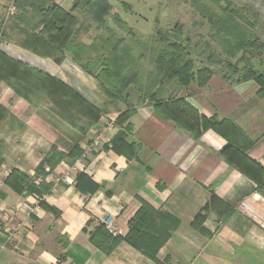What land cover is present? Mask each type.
<instances>
[{
  "label": "crops",
  "instance_id": "crops-1",
  "mask_svg": "<svg viewBox=\"0 0 264 264\" xmlns=\"http://www.w3.org/2000/svg\"><path fill=\"white\" fill-rule=\"evenodd\" d=\"M9 1L0 0V10ZM4 47L88 101L105 105L96 79L69 55L56 63L13 44ZM174 90L198 115L232 119L254 140L246 154L264 167V98L253 79L228 82L213 73L205 86L190 83ZM133 96L129 92L134 111L125 139L137 148L136 157L127 158L109 147L123 103L107 106L81 134L45 103L32 104L0 83V264H161L166 259V264H264V196L251 176L224 160L227 140L212 129H199L196 139L159 117L150 104L136 105ZM52 146L64 153L78 146L82 153L51 170L45 165L47 174L35 175ZM13 168L48 190L41 195L15 191L5 182ZM81 172L96 190L87 180L76 187ZM141 199L179 220L157 253L160 262L124 240L109 253L90 242L88 232L105 216L124 234Z\"/></svg>",
  "mask_w": 264,
  "mask_h": 264
},
{
  "label": "trees",
  "instance_id": "trees-1",
  "mask_svg": "<svg viewBox=\"0 0 264 264\" xmlns=\"http://www.w3.org/2000/svg\"><path fill=\"white\" fill-rule=\"evenodd\" d=\"M81 1L86 8L93 6L92 20L99 25L104 23L112 9L107 0H100L99 4V0H76L72 9L64 8L55 0H10L9 3L15 7L16 12L6 18L0 17V41H14L56 63H61L69 55L75 65L96 79L98 92L104 97L105 105L88 101L59 78L9 56L1 49L0 82H5L16 94L32 104L45 103L52 112L81 134L87 133L99 121L107 106L117 107V104L123 103L125 107L115 119L119 129L109 147L127 158L136 157L137 148L134 143H128L125 139L126 133L131 129L128 117L134 111L133 104L128 99L129 89L134 88L137 92L136 105L150 104L159 117L172 121L193 134L194 138L199 137V129H212L223 136L227 140L221 151L224 160L251 176L256 182V189L264 196V167L246 154L254 140L248 138L230 118L198 115L174 90L186 89L194 82L199 87L205 86L210 75L216 73L208 66H195L190 56L193 46L189 38L182 37L176 28H157L150 39L141 40L139 43L143 50L149 51L152 62L151 71L144 77L143 66L133 58L131 47L110 28H107L105 36L89 37L90 44L79 39L86 27L72 10ZM222 1L229 3L228 0ZM6 7L7 5L1 9ZM226 12L207 14L212 34L221 40L222 50L228 58L235 56L238 51L243 52L236 62L227 58L214 61L220 69H225L217 73L228 82L253 79L259 86V95L264 98V73L257 70L251 62V49L259 46L258 38L249 29L240 26L236 17L238 14H231V9ZM114 19L131 34L125 21H121L117 15H114ZM247 50L251 56H245L244 52ZM142 55L143 53L139 54L141 58ZM177 101L183 102L184 107L175 106ZM81 153L78 146L66 153L52 146L37 166L35 175L44 176L47 174L45 165L51 170L62 159L80 157ZM80 180H87L92 191L98 187L81 172L77 175V188H80ZM5 182L17 192L26 189L41 195L48 190V186L37 187L27 175L15 168L10 171ZM40 204L45 209L56 211L42 201ZM178 225L179 220L175 216L141 199L139 207L128 220V228L124 234L114 235L103 222H98L88 235L90 242L104 253H109L124 240L147 258L160 262L157 253ZM163 261L161 264L168 262L167 259Z\"/></svg>",
  "mask_w": 264,
  "mask_h": 264
},
{
  "label": "rangeland",
  "instance_id": "rangeland-1",
  "mask_svg": "<svg viewBox=\"0 0 264 264\" xmlns=\"http://www.w3.org/2000/svg\"><path fill=\"white\" fill-rule=\"evenodd\" d=\"M74 1L76 0H60V4L65 8L67 7L66 9H72ZM228 1L229 3L222 0H107L112 5V9L101 25L92 20L94 19L92 16L94 14L93 6L86 8L83 1L72 10V13L76 14L86 27L85 31H82L79 36L81 41L90 44L89 37L92 38L97 35L105 36L108 33L107 28H110L117 36L124 39L126 45L131 47L132 56L138 63L142 64L143 75L146 77L145 75L152 69V62L149 57V51L143 50L144 48H142L139 42L150 39L157 28L163 30H173L176 28L180 31L182 37H188L191 46H193L190 56L193 58L195 66H208L214 72L216 71V73L217 71H225V69H220L221 67L217 63H214V61L227 58L232 62H236L243 51H238L235 56H231L230 58L225 56L221 40L212 34L207 14H226V11L231 9V14H238L236 17L240 26L244 29H249L253 36H257L259 46H254L251 49L253 57L251 62L253 64L255 62L257 70L263 72L264 0ZM100 2L99 0L98 4ZM8 5L10 3L7 4L5 9H1L4 15L1 14L0 17L6 18L14 15L13 13L16 12L15 7L12 13L9 11ZM114 15L119 16L121 21L126 22L131 30V34L126 32V29L115 21ZM7 44L21 47L14 41L2 40L0 41V49L6 54L4 46ZM142 53L141 58L139 54ZM244 54L245 56H251L248 50ZM239 65H241V62H239ZM3 83L7 86L5 82ZM129 92L134 96L137 93L134 88L129 89ZM134 96L132 98L136 101L137 95Z\"/></svg>",
  "mask_w": 264,
  "mask_h": 264
},
{
  "label": "built area",
  "instance_id": "built-area-1",
  "mask_svg": "<svg viewBox=\"0 0 264 264\" xmlns=\"http://www.w3.org/2000/svg\"><path fill=\"white\" fill-rule=\"evenodd\" d=\"M8 9L10 12H14V6L13 5H8ZM98 141L96 140L95 143H97ZM58 179V178H57ZM103 224L105 225V227L107 228V230L109 232H111L112 234H120L121 232L115 227V225L112 222V219L110 216H105V218H103L102 220Z\"/></svg>",
  "mask_w": 264,
  "mask_h": 264
}]
</instances>
